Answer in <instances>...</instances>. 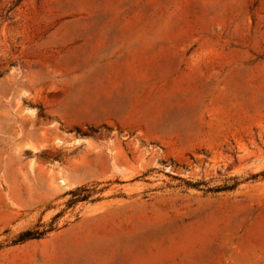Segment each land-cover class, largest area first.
Wrapping results in <instances>:
<instances>
[{
	"label": "rangeland",
	"instance_id": "rangeland-1",
	"mask_svg": "<svg viewBox=\"0 0 264 264\" xmlns=\"http://www.w3.org/2000/svg\"><path fill=\"white\" fill-rule=\"evenodd\" d=\"M0 264H264V0H0Z\"/></svg>",
	"mask_w": 264,
	"mask_h": 264
},
{
	"label": "crops",
	"instance_id": "crops-1",
	"mask_svg": "<svg viewBox=\"0 0 264 264\" xmlns=\"http://www.w3.org/2000/svg\"><path fill=\"white\" fill-rule=\"evenodd\" d=\"M125 44V43H123ZM128 44V43H127ZM126 44V45H127ZM100 46L99 47H92L91 50L94 52V51H97L99 53V55H101L103 58H109L110 54H112V52H116V51H121V52H124V53H129L132 51V48L130 47H125L123 46L122 48H111L109 46H107V44L105 43H100L99 44ZM122 45V44H121ZM98 103L97 105L102 107V108H115L114 107V104L115 103L114 101L115 98L114 97H111V94L110 92H107V96L105 97H101L99 100H96ZM95 123H107L105 121H96ZM142 139L143 140H150V141H154V140H151V139H146V136L145 135H142ZM72 187H77L78 185H71Z\"/></svg>",
	"mask_w": 264,
	"mask_h": 264
},
{
	"label": "bare ground",
	"instance_id": "bare-ground-1",
	"mask_svg": "<svg viewBox=\"0 0 264 264\" xmlns=\"http://www.w3.org/2000/svg\"><path fill=\"white\" fill-rule=\"evenodd\" d=\"M77 113L83 115L84 117L92 118L94 117V111L88 108H80L76 111ZM103 151H96L93 153H90L86 160L81 164V167L85 168V173L92 172L98 165L99 160L101 157H103Z\"/></svg>",
	"mask_w": 264,
	"mask_h": 264
},
{
	"label": "trees",
	"instance_id": "trees-1",
	"mask_svg": "<svg viewBox=\"0 0 264 264\" xmlns=\"http://www.w3.org/2000/svg\"><path fill=\"white\" fill-rule=\"evenodd\" d=\"M52 231V229H50ZM43 233L33 232V231H25L19 235V237L12 242L13 245L23 244L27 241L40 239Z\"/></svg>",
	"mask_w": 264,
	"mask_h": 264
}]
</instances>
